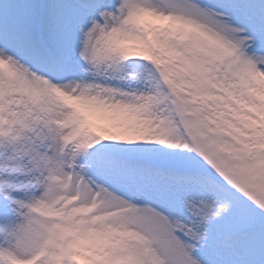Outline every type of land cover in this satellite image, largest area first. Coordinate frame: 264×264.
I'll use <instances>...</instances> for the list:
<instances>
[{
	"label": "snow or ice",
	"instance_id": "snow-or-ice-1",
	"mask_svg": "<svg viewBox=\"0 0 264 264\" xmlns=\"http://www.w3.org/2000/svg\"><path fill=\"white\" fill-rule=\"evenodd\" d=\"M0 264H264V0H0Z\"/></svg>",
	"mask_w": 264,
	"mask_h": 264
}]
</instances>
